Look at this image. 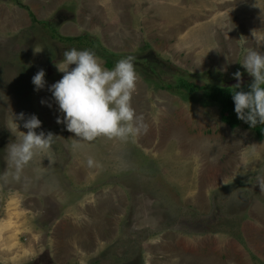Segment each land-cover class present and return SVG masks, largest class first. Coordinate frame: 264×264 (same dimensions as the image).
I'll list each match as a JSON object with an SVG mask.
<instances>
[{"label": "rangeland", "instance_id": "rangeland-1", "mask_svg": "<svg viewBox=\"0 0 264 264\" xmlns=\"http://www.w3.org/2000/svg\"><path fill=\"white\" fill-rule=\"evenodd\" d=\"M20 2L38 21L59 24L58 35L88 33L114 56L52 40L49 26L0 0V224L19 210L24 228L12 235L33 244L16 264H61L47 246L55 230L97 223L101 204L112 202L119 214L111 243L127 246L130 237L142 264L155 260L162 239L185 253L186 264H264V139L227 127L217 104L161 87L177 76L208 87L264 84V0H108L90 25L73 1L53 14ZM69 14L72 26L60 30ZM117 30L130 39L115 44ZM43 81L55 86L54 108ZM173 208L222 231L200 233L190 216L182 220L192 227L170 228L164 219ZM125 251L113 249L102 262L127 264ZM92 256L98 260L92 252L86 264H95ZM161 257L157 264H174Z\"/></svg>", "mask_w": 264, "mask_h": 264}, {"label": "crops", "instance_id": "crops-1", "mask_svg": "<svg viewBox=\"0 0 264 264\" xmlns=\"http://www.w3.org/2000/svg\"><path fill=\"white\" fill-rule=\"evenodd\" d=\"M26 1H29L30 3L28 4L29 7H47V9H51V12H49L51 14H53V12H56L58 6L61 5L68 6V4L73 1L72 4H75V6H77L79 9L81 8V12H82L81 22L89 25L91 24L90 20H92L93 18L96 19L97 12L95 7H99V8L103 7L104 9L106 6L109 5L108 0H26ZM17 11L19 10L17 9ZM58 14L57 15L54 14V16L57 17ZM7 15L13 16L11 17V19H16L17 17L16 15H18V13L15 14L14 12V14L12 13L10 14V12H8ZM126 16H124V18ZM73 19H74L73 15L71 14H69L65 18L59 19L62 22L61 23L62 25L60 26V30L62 27H65L66 25H68L67 29H69L72 26L71 24H73L72 22ZM125 31L127 30L116 31L115 34L116 37L114 38L115 44L121 45L126 43L128 38L130 39L129 35L127 38V36L124 34ZM78 34L79 32L77 31V33L74 35L79 36ZM55 77H56V81L58 82L62 80V78L59 76V73H57ZM95 77L97 78L98 76ZM42 83L44 84L43 91L48 93L49 100L47 98L45 99L47 103L50 105V107H52V105L48 101L53 99L54 90H56L55 86L52 83H49L48 81H43ZM92 83L96 85L98 89L100 88L102 89L104 86L106 90L110 89V85L106 84L107 83L106 80H95ZM55 110L59 112L61 109L55 108ZM118 210H119L118 203L114 204L112 202L107 205L101 204V207L97 212L98 215L97 223L96 221H94L95 218L91 220L94 222L80 221L77 224L71 222L62 223L60 229L55 230L54 244L47 245V246H51V250L53 252V256H51V259H54L56 262H59L61 264H67V259L75 258L76 262H71L70 264H86L85 263L87 259L86 255H89V253L94 252L95 255L98 257L101 254L100 251L101 246L105 245V243L109 242L110 240H111L110 243L115 240L114 237L116 235L115 232L117 230L116 228L117 225L116 223H114L113 218H116L115 217L116 214H119ZM110 211L113 213H110ZM20 214L21 213H19V210H15L14 212H12V214H10L11 218L9 225L5 223L0 224V264H16L17 262H21L23 259L26 260L29 256L32 255L30 253L33 251L32 250L33 244H30V242L19 244L18 241L15 239V237L12 235V233H16L18 232V230H22L24 228L23 223H20L19 220ZM15 225H17L16 227L17 229L16 228L11 229V227ZM96 237H98L99 239ZM165 241L166 239L165 240L162 239L161 242L163 243L155 242L157 244L155 245L154 249L157 251V253L156 256H154L155 260L151 261V264H157L158 261L156 262V260L162 258L161 256L163 257L166 256V258L173 259L171 262L172 263L174 262V264L175 263L186 264L185 253L179 249H172L173 247L168 246L166 244L167 242ZM175 247H178V244H176ZM16 248L20 250V253L14 251V249ZM15 254L16 255L20 254V255L18 257ZM176 259H180V260H176ZM169 262L170 261H165L166 264H169Z\"/></svg>", "mask_w": 264, "mask_h": 264}, {"label": "trees", "instance_id": "trees-1", "mask_svg": "<svg viewBox=\"0 0 264 264\" xmlns=\"http://www.w3.org/2000/svg\"><path fill=\"white\" fill-rule=\"evenodd\" d=\"M12 1L19 8L27 11L31 23L41 24L43 26H49L52 31L50 35L52 40H55L59 43L62 42L68 44L70 47L83 49L86 52L92 53L94 55H99L101 53L105 57L114 56L112 53L108 52L107 49H105L100 44L99 40L94 36L88 33H82L79 36H75V37H66V36L58 35L56 31L58 24L56 23L53 24V22L51 21H38L34 16V14L31 11H29L28 7L24 6L20 2V0H12ZM124 57H128V56L125 55ZM105 67L106 68L112 67V62L108 58H106ZM176 78L177 81L175 82L174 80L168 83L162 81L163 85L161 87L165 90H168L175 94H180L189 99L194 100L196 98L197 99L201 98V100H199L201 103L203 99H205L202 104H204L206 101L217 104L220 107V111H219L220 120L227 127L233 130V128L242 126L246 129L252 130L257 140L261 141L264 139V84H256L251 88H245L242 86H228V87L209 86L208 87L205 85L201 86L197 84L196 81L184 79V77L182 76L180 77L177 76ZM169 79H171V77H169ZM170 199L173 200L174 203L173 206L177 204L178 201L176 195H170ZM213 213H215L214 210ZM188 216H190L195 223L197 222L196 228L194 229L195 230L197 229V231L200 233H205V232L220 233V231H222L220 229L210 227L211 225L214 224L212 222L206 223L203 220V217L200 216V214L193 212L188 215L187 211H183L182 209L179 208L177 209L173 208L170 215L167 213L166 216L167 219L165 218L164 220L168 222L170 228L174 229V227H181L184 229L186 225L192 227L191 226L192 222L188 224L187 222L189 221L182 220V218L184 219L190 218ZM217 220L218 219H216V221ZM233 221H234L233 224L234 227L236 222L235 220ZM206 224H208L207 227L205 226ZM220 227L227 228L224 225H220ZM232 236L235 237V234H233ZM130 239L131 238L128 237L124 240V243L127 246H124L123 244L119 243L120 240H117L116 242H113L110 245H108L107 249L110 248L111 253L104 254V252L107 250L106 249L100 256L97 257L98 260L94 259L95 264H104L102 262V259L106 260V257L108 255L110 254L114 255V253H112V250L116 248H122L123 251L125 249L126 250L125 253L131 252L128 258L131 259L129 262H127V264H142V258H141L142 249L140 245L139 246L137 245L136 248L134 246V241ZM137 240L138 238L136 237V241ZM125 253H122L121 255L117 254L116 256L121 257L123 254L127 255ZM110 261L112 262L111 263L109 262V264H118L120 260L119 258L114 257Z\"/></svg>", "mask_w": 264, "mask_h": 264}]
</instances>
